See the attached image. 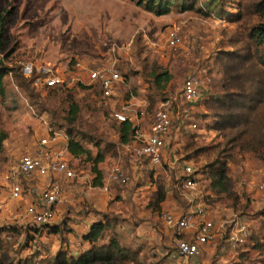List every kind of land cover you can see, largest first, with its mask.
Instances as JSON below:
<instances>
[{
    "label": "rangeland",
    "instance_id": "rangeland-1",
    "mask_svg": "<svg viewBox=\"0 0 264 264\" xmlns=\"http://www.w3.org/2000/svg\"><path fill=\"white\" fill-rule=\"evenodd\" d=\"M205 1L198 0V7H203ZM221 1L229 12H237L234 0ZM0 7L14 8L8 23L9 43L4 50L8 54L6 64L22 67L27 62H50L60 66L67 74L68 87L52 103L46 100L47 105L58 107L63 102L61 98H67L69 104L79 103L78 121L95 141L99 140L101 148L110 150L97 166L101 172L97 184L92 162L84 155L72 157L68 153L66 129L51 126V114L38 112L27 91L11 74L4 78V94L0 95V228L7 229L2 237L12 242V257H28L38 251L39 263L47 264L59 249L76 254L89 246L81 238L88 226L108 216L117 220L114 231L121 244L139 251L141 264H264V191L259 188L264 179V161L251 152L236 154L226 166V192L213 190L202 169H207L206 163L214 157L212 149L223 148L222 134L209 128L213 119L208 101L221 84L216 54L227 49L225 34L234 32L236 23L213 13L204 16L197 10L183 12L177 7L156 16L132 0H0ZM261 22L264 17H253L246 26ZM172 32L179 36L175 47L167 43ZM75 60L92 69L116 70L122 82L114 96L102 99L98 86L88 81L80 69L73 68ZM157 73H166L169 78L163 75L157 83ZM191 75H200L205 89L198 101L186 103L181 98L182 86ZM80 82L92 86L84 88ZM38 92L45 95L44 91ZM164 109L172 117L171 132L165 139L169 150L182 156L190 143L191 151L199 147L207 150L191 160L201 174L197 189L186 192L170 188L165 200L157 205L152 202L157 186L150 165L138 164L128 170L123 163L124 170H128L127 183L109 180L111 168L125 162L119 123L112 114L125 110L134 117L137 113L140 126L147 130ZM191 123H196L197 128H191ZM50 126L60 134L55 150L63 151L62 157L76 175L73 181L59 179L65 191L52 222L59 228L57 234L33 224L25 214L33 196L24 192L20 199L10 197L14 179L22 180L17 173L21 156L53 158V148L39 146ZM83 145L97 152L93 144ZM153 169L158 171L161 182L166 177L168 183H173L172 169L165 165ZM49 179L42 176L33 182L40 185ZM106 184L108 190L103 191ZM185 194L191 195L193 204L205 203V218L213 222L216 239L202 246L199 256L173 261L168 254L173 250L174 239L191 235H178L165 225L162 214L180 215L194 206L185 201ZM240 221L247 226L249 236L242 244L231 247L227 238L233 225ZM256 243L261 246L255 247Z\"/></svg>",
    "mask_w": 264,
    "mask_h": 264
},
{
    "label": "trees",
    "instance_id": "trees-1",
    "mask_svg": "<svg viewBox=\"0 0 264 264\" xmlns=\"http://www.w3.org/2000/svg\"><path fill=\"white\" fill-rule=\"evenodd\" d=\"M132 1L156 16L166 15L173 7H177L183 12L197 10L204 16L213 13L237 24L234 32L225 34L227 49L220 50L216 54L215 63L221 74V84L218 92L212 93L208 101L213 119L209 128L222 134L223 148L218 151H214L213 148L214 157L211 159L212 154L208 156L211 160L205 165L207 169L202 168L203 174L208 175L210 179L212 189L226 192L228 190L226 166L229 161L234 160L236 154L251 152L257 159L264 161V22L246 26L253 17H264V0H234L237 8L235 14L229 12L221 0H207L203 3V7H198V0ZM13 14L14 8L0 7V95L4 94V78L11 74L27 91L31 105L36 106L38 112L48 111L51 114V126L66 129L68 153L72 157L84 155L90 160L95 174L94 180L99 184L101 172L97 166L110 150L108 147L101 148L99 140L95 141L90 132L78 121L81 119L79 103L69 104L67 98H61L63 102L58 107L50 108L46 100L52 103L61 95V91L67 88L62 86L50 88L42 97L32 85L33 76L25 77L19 65L6 64L5 59L8 54L4 53V50L9 43L8 23ZM163 75L167 76L166 73L155 75L157 83L162 81ZM168 78L169 76L165 77ZM78 84L84 88H91L82 83ZM118 126L121 145L128 143L135 128L133 123L127 120L119 123ZM1 142L2 138L0 144ZM83 142L93 144L97 147V152L93 153L84 147ZM191 146V143L186 146V153L180 156L181 159L191 162L192 158L207 150L205 147H199L191 151ZM152 170L154 169L151 167V177L157 186L152 202L159 205L165 200L168 187L165 180L161 182L157 175L158 171ZM116 223V218L108 216L93 221L81 237L89 245L87 248L76 254L68 253L66 249H59L46 261L47 264H141L139 251L122 245L117 238L114 231ZM44 227L48 228L50 233L59 232V228L53 223ZM6 230L0 228V264H40L37 260L38 251H34L28 257H12L10 252L14 248L13 244L2 237V233ZM34 230L39 232L40 229L34 228ZM260 246V243L255 245L257 248Z\"/></svg>",
    "mask_w": 264,
    "mask_h": 264
},
{
    "label": "built area",
    "instance_id": "built-area-1",
    "mask_svg": "<svg viewBox=\"0 0 264 264\" xmlns=\"http://www.w3.org/2000/svg\"><path fill=\"white\" fill-rule=\"evenodd\" d=\"M178 42V34L172 32L167 39V43L171 47H175ZM73 68L80 69L88 81L98 86L102 99L112 98L118 84L122 82V77L116 70L92 69L81 60H75ZM21 72L25 77H34L32 85L37 91L45 92L56 86L68 87V81L65 77L67 74L55 63L43 62L42 64H36L27 62L22 65ZM82 78L79 80L84 82ZM204 87L205 84L200 75L189 76L182 86V100L186 103L198 101L199 97L203 95ZM112 115L118 123L131 121L135 128L132 139L121 145L125 162L122 161V164L118 162L111 168L110 181L126 184L129 179V168L138 164H148L152 168L165 165L174 172L173 183H168L169 179L165 177L168 187L167 192L170 191V188L186 190V192L197 189L201 174L198 173L192 162L181 159L177 151H171L166 147L165 139L171 132L172 125V117L168 110H160L147 130L140 126L137 113L134 114V117H131L127 111L119 110ZM190 127L197 128V125L191 123ZM59 138L60 134L49 127L48 132L40 138L39 146L41 148H53V158L43 160L40 157L30 155L21 156L17 173L22 180L14 179L11 185V198L20 199L24 192L33 196L32 201L26 206L25 214L33 224L38 226L52 224L56 217L57 205L62 201L65 191L59 179L73 181L76 177L73 168L62 157L63 151L55 150V144ZM123 163L127 164V171L124 170ZM177 171L180 173H177ZM42 176H49V181L40 185L34 184L33 181ZM259 188L264 191V179L260 181ZM102 189L107 191V184ZM184 196L186 202H193L190 194ZM192 205L194 206H189L180 215L174 213L162 214L165 225L173 228L178 235L184 233L191 235L189 238L177 236L174 239L173 250L168 254L173 261L197 257L201 254L202 246L215 242L216 228L212 221L205 218L207 211L205 203L199 201L195 204L192 203ZM196 218H200V221L196 222ZM248 236L247 226L242 221L236 222L229 233L227 242L231 247H236L242 244Z\"/></svg>",
    "mask_w": 264,
    "mask_h": 264
},
{
    "label": "crops",
    "instance_id": "crops-1",
    "mask_svg": "<svg viewBox=\"0 0 264 264\" xmlns=\"http://www.w3.org/2000/svg\"><path fill=\"white\" fill-rule=\"evenodd\" d=\"M86 231H87V230H86ZM86 231H85V232H86Z\"/></svg>",
    "mask_w": 264,
    "mask_h": 264
}]
</instances>
